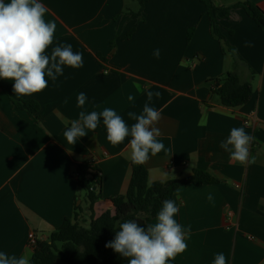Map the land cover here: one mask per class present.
Wrapping results in <instances>:
<instances>
[{"label": "crops", "instance_id": "obj_1", "mask_svg": "<svg viewBox=\"0 0 264 264\" xmlns=\"http://www.w3.org/2000/svg\"><path fill=\"white\" fill-rule=\"evenodd\" d=\"M8 2V0H5ZM47 9L45 21L54 20V47L71 44L83 54V67L64 68L53 82L31 96L13 92V81L0 88V252L19 257L26 251L30 233L47 240L76 208H82L86 226L91 213L86 192L72 175L74 165L93 161L103 179L102 199L94 206V221L113 212V199L124 196L132 177L131 137L119 145L106 138L102 118L71 146L63 135L82 110L76 97H88L86 110L114 109L129 126V111L142 112L147 91L159 92L152 106L161 113L158 127L162 150L144 164L150 183L180 180L203 170L217 183L179 188L172 200L179 206L174 217L190 226L187 249L173 260L180 264H212L223 252L228 264H264V30L243 8L248 2L264 11V0H213L230 8L216 18L226 42L242 59L223 52V41L212 35L211 22L201 0H149L140 17L138 0H39ZM192 32L190 40L188 34ZM248 42L251 46H245ZM160 50L159 58L154 51ZM235 73L251 83L254 94L240 107L221 104L211 92V80ZM139 83L145 92L133 87ZM133 95V101L128 100ZM34 100L35 116L17 109L11 99ZM259 120L253 130L244 121ZM233 127H244L254 137L252 164L229 159L220 147ZM175 177V179H174ZM213 201L206 199L208 193ZM154 223L155 217L141 214ZM43 238H45L43 240ZM60 261H58L59 264ZM62 262V261H61Z\"/></svg>", "mask_w": 264, "mask_h": 264}, {"label": "clouds", "instance_id": "obj_2", "mask_svg": "<svg viewBox=\"0 0 264 264\" xmlns=\"http://www.w3.org/2000/svg\"><path fill=\"white\" fill-rule=\"evenodd\" d=\"M47 9L39 0H0V79L13 81V92L20 96H31L43 91L48 86L45 74L53 82L63 75L64 68L83 67V54L73 52L71 44H60L54 47L50 55L46 49L52 45L57 24L54 20L45 21ZM245 46H251L245 42ZM159 58L160 50L154 51ZM133 87L137 92H145L139 83ZM159 92H146V102L142 112L129 111L128 117L135 121L132 125L114 109L104 108L102 111H87L88 97L80 92L76 97V106L82 109L78 119L72 120L63 133L67 144L73 146L80 138L95 131L102 118L106 129V138L113 145L128 143L131 161L142 165L151 156L162 150L168 154L171 150L159 139L162 135L157 126L161 120L160 111L152 106L153 97H160ZM133 95L128 96L133 101ZM254 137L249 135L244 127H233L226 139L220 142V147L229 153V159L241 165L252 164L250 145ZM175 179V177H174ZM206 199L213 201L214 196L208 193ZM179 211L175 200L165 199L155 216V222L142 226L136 220L117 221L118 230L115 238L105 244L128 264H169L178 254L183 253L188 245L190 226L184 227L174 218ZM31 251H26L19 257L0 252V264H33ZM212 264H228V257L216 253Z\"/></svg>", "mask_w": 264, "mask_h": 264}, {"label": "trees", "instance_id": "obj_3", "mask_svg": "<svg viewBox=\"0 0 264 264\" xmlns=\"http://www.w3.org/2000/svg\"><path fill=\"white\" fill-rule=\"evenodd\" d=\"M141 5L139 12L132 14L140 17L143 5L149 0H138ZM208 12L212 35L224 42L222 51L228 52L236 62L242 59L236 50L227 42L220 30L216 18L218 13L229 15L230 8L216 7L213 0H201ZM235 7L243 8L258 27L264 30V11L257 6L244 2ZM192 32L188 34L190 40ZM211 92L219 97L222 105L236 108L247 104L253 97L254 90L251 83H242L235 73H228L222 79L211 80ZM2 79H0V88ZM19 110L35 116L40 105L34 100L17 101L11 99ZM132 177L124 196L113 199V212L107 211L94 221V206L102 199L103 179L100 169L91 161L75 164L72 175L77 180L78 187L86 192L91 222L85 225L82 217V208H76L72 218H66L62 225L55 230L47 240H38L32 255L33 264H128V259L121 257L105 244L115 238L118 230L117 221L136 220L142 226L149 224V218H141V214L155 217L165 199L172 200L176 191L185 186H204L217 183V180L203 170H195L193 174L180 180L150 183L148 171L144 164L137 165L131 162ZM169 264H180L171 260Z\"/></svg>", "mask_w": 264, "mask_h": 264}, {"label": "built area", "instance_id": "obj_4", "mask_svg": "<svg viewBox=\"0 0 264 264\" xmlns=\"http://www.w3.org/2000/svg\"><path fill=\"white\" fill-rule=\"evenodd\" d=\"M245 125L251 127L253 130H255L258 127L259 120L256 116H251L249 119L244 121ZM93 162V161H91ZM38 239L36 238L35 234L30 233L28 236V244L35 248L37 244Z\"/></svg>", "mask_w": 264, "mask_h": 264}, {"label": "rangeland", "instance_id": "obj_5", "mask_svg": "<svg viewBox=\"0 0 264 264\" xmlns=\"http://www.w3.org/2000/svg\"><path fill=\"white\" fill-rule=\"evenodd\" d=\"M59 264H66V263L60 261Z\"/></svg>", "mask_w": 264, "mask_h": 264}, {"label": "water", "instance_id": "obj_6", "mask_svg": "<svg viewBox=\"0 0 264 264\" xmlns=\"http://www.w3.org/2000/svg\"><path fill=\"white\" fill-rule=\"evenodd\" d=\"M45 238H43V240H44Z\"/></svg>", "mask_w": 264, "mask_h": 264}]
</instances>
